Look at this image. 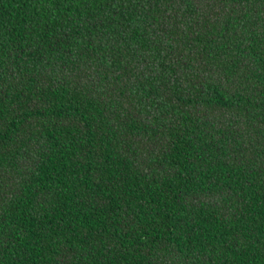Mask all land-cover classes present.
I'll return each instance as SVG.
<instances>
[{"label":"trees","instance_id":"16d2710c","mask_svg":"<svg viewBox=\"0 0 264 264\" xmlns=\"http://www.w3.org/2000/svg\"><path fill=\"white\" fill-rule=\"evenodd\" d=\"M0 264H264V0H0Z\"/></svg>","mask_w":264,"mask_h":264}]
</instances>
